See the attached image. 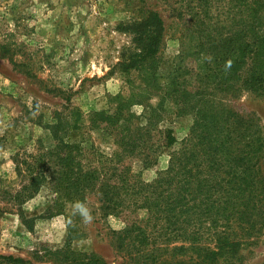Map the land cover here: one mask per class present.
<instances>
[{
  "label": "rangeland",
  "instance_id": "374dc122",
  "mask_svg": "<svg viewBox=\"0 0 264 264\" xmlns=\"http://www.w3.org/2000/svg\"><path fill=\"white\" fill-rule=\"evenodd\" d=\"M253 2L0 0V264H264L262 210L241 226L216 222L212 230L230 243L209 234L192 242L163 231L159 213L137 206L136 194L195 127L193 104L179 114L160 100L174 99L172 84L190 93L206 71L234 59L238 70L225 80L239 91H217L214 114L220 127L243 118L236 129L246 152L247 143L264 145V93L245 84L259 48L260 28L248 26ZM153 13L164 21L160 45ZM169 129L174 144L153 154ZM129 143L135 149L125 153ZM125 168L136 187L118 194ZM255 169L264 181V164ZM78 170L88 183L82 196L65 184ZM77 200L90 208V223L72 215Z\"/></svg>",
  "mask_w": 264,
  "mask_h": 264
},
{
  "label": "trees",
  "instance_id": "16d2710c",
  "mask_svg": "<svg viewBox=\"0 0 264 264\" xmlns=\"http://www.w3.org/2000/svg\"><path fill=\"white\" fill-rule=\"evenodd\" d=\"M248 10L251 15L248 26L250 29L260 28V31L259 39L252 44L259 48L252 51L254 63L247 70L248 79L245 84L252 93H264V1L254 0ZM150 24L154 29L155 42L160 45L163 43L164 21L158 13H153ZM236 57L242 59L239 54ZM240 63L241 60L238 62L234 59L228 66L206 71L198 85L193 84L190 93L185 85L180 84L178 88L172 84L174 99L166 96L159 102V105H164L167 100L174 103L179 114L185 110L183 105L193 104L190 109L197 118L195 127L191 130L190 143L172 153L168 168L159 172L152 182H143L140 183L141 186H137L140 190L136 192L140 197L137 199V206L148 209L152 215L159 213L156 221L163 224V231L171 229L176 237L186 236V239L197 242L204 234H209L220 244L230 243V237L224 231L212 230L219 219H224V228L236 222L241 226L247 223L254 211L264 212V181L257 179L258 170L255 169L257 164H264V145H260L258 151L259 149H254L255 143H247L250 150L246 152L242 148L246 135L236 129V126L242 125L243 118L238 117L236 121L234 119L237 118L229 119L227 127H220L219 113L214 114L218 105H215L216 101L212 96L217 91H231L232 95L239 91L225 79L226 75L231 77L238 70ZM228 110L230 109L223 108L221 111L225 114ZM237 114L231 111L230 117ZM134 117L131 114L128 120ZM159 142L157 147L154 143L153 154L158 155L161 147L174 144L170 129L160 137ZM121 144L127 146L126 143ZM130 147H133L131 143L128 144V150L124 148V152L135 149H129ZM145 160L150 165L155 159ZM242 165L248 168L243 169ZM124 170L119 175L118 194L121 193L120 189L133 191L136 187L133 186L135 182H131L126 176L128 169ZM78 171L74 173L76 178L65 184L75 190L76 195L82 196L88 189V183L81 180L83 176L81 170ZM56 184L58 189L61 182ZM138 230L139 238L148 239L144 229L139 227Z\"/></svg>",
  "mask_w": 264,
  "mask_h": 264
},
{
  "label": "clouds",
  "instance_id": "9594fccd",
  "mask_svg": "<svg viewBox=\"0 0 264 264\" xmlns=\"http://www.w3.org/2000/svg\"><path fill=\"white\" fill-rule=\"evenodd\" d=\"M72 215L79 214L85 223H90L93 220L90 208L83 201H74L71 205Z\"/></svg>",
  "mask_w": 264,
  "mask_h": 264
}]
</instances>
